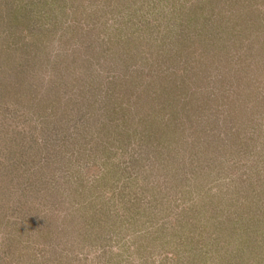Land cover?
Instances as JSON below:
<instances>
[{"label": "rangeland", "instance_id": "1", "mask_svg": "<svg viewBox=\"0 0 264 264\" xmlns=\"http://www.w3.org/2000/svg\"><path fill=\"white\" fill-rule=\"evenodd\" d=\"M0 264H264V0H0Z\"/></svg>", "mask_w": 264, "mask_h": 264}]
</instances>
